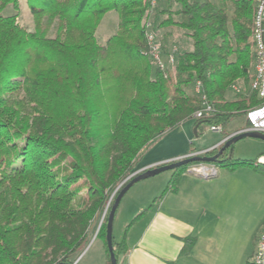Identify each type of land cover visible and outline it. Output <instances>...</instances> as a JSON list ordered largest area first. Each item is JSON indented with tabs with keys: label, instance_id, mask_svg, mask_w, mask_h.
Segmentation results:
<instances>
[{
	"label": "trees",
	"instance_id": "1",
	"mask_svg": "<svg viewBox=\"0 0 264 264\" xmlns=\"http://www.w3.org/2000/svg\"><path fill=\"white\" fill-rule=\"evenodd\" d=\"M19 1L0 0V264L71 263L144 152L201 107L197 81L212 107L208 118H193L198 127L221 125L228 135L238 118L247 125V111L261 104L249 90L255 0H158L154 8L146 0H25L32 30L18 22ZM8 6L15 12L5 14ZM111 10L117 29L100 44L96 29ZM148 31L164 56L177 48L165 71L148 55ZM179 33L191 37L190 50ZM213 164L264 170L229 150ZM189 165L172 170L153 202L177 190ZM108 211L97 231L106 249ZM113 246L117 258L124 243Z\"/></svg>",
	"mask_w": 264,
	"mask_h": 264
},
{
	"label": "crops",
	"instance_id": "2",
	"mask_svg": "<svg viewBox=\"0 0 264 264\" xmlns=\"http://www.w3.org/2000/svg\"><path fill=\"white\" fill-rule=\"evenodd\" d=\"M195 121L187 119L160 136L140 157L137 168L212 148L218 151L226 135L222 132L220 138H203L202 125L198 127ZM240 129L235 127L229 134ZM261 154L264 153L257 156ZM214 167L216 175L209 178L187 172L186 168L180 174L177 190L166 192L156 202L153 199L165 188L172 170L170 175L157 174L134 183L122 196L114 215L113 228L121 236L114 242L124 243L116 264H220L217 255L225 248L228 242L225 236L231 235L232 230L231 223L220 221L225 220L224 215L230 209L232 196L227 190L233 188L229 180L236 173L242 178L263 174L247 165L233 170L225 168L220 173L217 165ZM241 186L240 180L235 189ZM99 223L100 218L94 224L93 234ZM191 237L194 242L184 251L185 241ZM100 239L94 240L78 264H110L104 239Z\"/></svg>",
	"mask_w": 264,
	"mask_h": 264
},
{
	"label": "rangeland",
	"instance_id": "3",
	"mask_svg": "<svg viewBox=\"0 0 264 264\" xmlns=\"http://www.w3.org/2000/svg\"><path fill=\"white\" fill-rule=\"evenodd\" d=\"M211 1L217 2L218 0ZM14 12L15 11L11 6H8L5 9V14H11ZM18 12V22L26 29L32 30L34 20L25 0L19 1ZM160 16L159 19L162 18H160ZM117 25L118 14L114 10L105 13L96 29L97 42L100 44H104L107 38L116 31ZM55 30V27L52 28L50 35H53ZM158 35L161 36V33H159ZM176 37V40L178 41L181 49L190 50L192 48V39L190 36L179 33ZM252 74L253 71L251 73V76ZM232 94L233 92L231 91L230 95ZM241 120V118L235 120V122H233L231 127L227 130L231 131L235 127L241 126ZM209 128L210 125L208 123H202L200 131L202 133L201 135H203V138H220L222 136V132H213L210 131ZM197 146L199 147L200 145ZM231 153L233 158L254 160L259 153H264V140L251 137L241 138L233 143ZM217 168L219 173L222 170H225V167L222 166H217ZM259 172L263 174V176L259 175V177H251L249 175L247 178H242L238 176L239 173H236L229 180V185H231L233 188L231 189L230 187L227 190V193L232 196L229 202L230 209L226 212V216L224 215L225 220L220 221H228V223H231L230 227L232 228V230L230 233L231 235L225 236L227 237L228 242L225 245V248L221 250L222 254L221 252H219L217 255V259L220 264H245V261L250 256H252L256 250V243L264 226V170H260ZM166 174L170 175L171 170L162 171L159 173V176L162 177ZM214 179L216 178H210L209 180L215 181ZM240 180L242 182V186L240 187V189H235ZM112 234L113 240H120L119 237L121 236L118 237L116 229L113 228ZM94 240H96L95 242H99L101 239L100 236L94 237V234L92 232L84 249L79 254L81 258H83L82 256L92 246ZM217 241L218 243L221 242L219 236L217 237ZM81 263H83V260H81Z\"/></svg>",
	"mask_w": 264,
	"mask_h": 264
},
{
	"label": "built area",
	"instance_id": "4",
	"mask_svg": "<svg viewBox=\"0 0 264 264\" xmlns=\"http://www.w3.org/2000/svg\"><path fill=\"white\" fill-rule=\"evenodd\" d=\"M146 1L148 2L151 8H154L157 5L158 0H146ZM250 40L255 52V65H254L253 74L249 81V90L255 91L257 93V97L261 100V104L247 111L246 113L247 125L235 132L256 131V132L264 133V0H255V10L253 15ZM146 41L148 45V55L158 66L159 69L165 71L168 67H171L175 64V57L177 51L176 47H172L170 51L164 56L158 38L152 31H148L146 33ZM232 88L235 91H239V88L236 85H233ZM193 89L196 93L200 95L201 107L193 113L192 117L196 120L208 118L212 114V107L207 102L204 94H202L199 81H197L194 84ZM209 129L210 131L213 132H222L221 125L211 124ZM235 132L226 135V137L222 140V142L229 139L232 136V134H234ZM212 149H208L202 152L191 153L189 155L182 156L179 158L164 160L147 167L137 168L133 173H131L128 176V178H131L148 168H153L162 164H167L183 157H188L192 155H203L206 152L211 151ZM254 162L257 165H264V154L257 156ZM187 172H191L202 178H209L216 175V168L214 167L213 163H192L187 167ZM120 186L121 184L115 189V191L110 196L102 212V215L100 217V223L94 236L97 234V231L108 211V207L111 202V199L113 198L115 192L118 190ZM79 258L80 257H77L75 260H73V264H78ZM252 261L253 264H264V226L257 240L256 250L253 254Z\"/></svg>",
	"mask_w": 264,
	"mask_h": 264
},
{
	"label": "water",
	"instance_id": "5",
	"mask_svg": "<svg viewBox=\"0 0 264 264\" xmlns=\"http://www.w3.org/2000/svg\"><path fill=\"white\" fill-rule=\"evenodd\" d=\"M244 137H251V138L264 140V133H260L256 131L235 132L234 134H232V136L229 139L225 140L223 145L218 149V151L212 155L203 154V155H192L188 157H183L167 164H162L153 168H148L143 172H140L137 175L131 177V179L117 193L113 201V204L111 205L107 214L106 226H105V240H106L107 250L109 253L110 264L117 263V258L114 252L113 234H112L114 215L122 196L134 183L146 179L148 177L155 176L162 171L173 170L180 166L189 165L192 163H214L216 161H219L220 156L224 152H226L227 150H229V152L231 151L230 147L233 145V143ZM78 257H80V255ZM57 264H73V262L57 263Z\"/></svg>",
	"mask_w": 264,
	"mask_h": 264
}]
</instances>
